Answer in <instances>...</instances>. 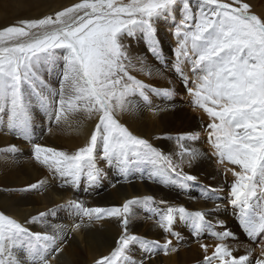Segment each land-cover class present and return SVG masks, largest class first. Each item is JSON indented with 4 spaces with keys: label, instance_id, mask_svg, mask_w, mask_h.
Segmentation results:
<instances>
[{
    "label": "snow or ice",
    "instance_id": "6c2138e0",
    "mask_svg": "<svg viewBox=\"0 0 264 264\" xmlns=\"http://www.w3.org/2000/svg\"><path fill=\"white\" fill-rule=\"evenodd\" d=\"M169 20L176 40L171 71L193 111L207 121L201 124L202 131L167 135L176 142L175 153L158 149L123 122L125 116L135 117L144 109L159 117L175 108L170 103L175 86L155 87L133 75L132 71L148 77L164 73L146 58L132 56L131 44L125 43L142 36L147 51L159 60L163 49L157 25ZM61 53L62 76L59 87L52 88L42 73ZM168 83L173 84L171 79ZM154 97L164 100L165 106L154 105ZM37 108L54 115L58 127L74 132L85 121H94L86 143L71 152L32 143ZM0 133L30 144V162L46 168L62 188L76 190L81 180L94 186L104 175L98 161H104L125 181L143 167L139 179L187 191L199 178L185 168L206 158L195 146L202 133L218 174L224 177L219 187L201 185L200 198L205 201L214 193L224 195H216L211 208L199 210L153 195L132 196L104 207L69 199L23 222L0 210V264H53L73 233L105 220L115 221L120 232L107 254L92 264H151L161 252L177 253L172 238L182 239L178 223L194 237L207 232L216 241L199 244L203 264H264V239L256 247L228 243L239 241L237 231L252 243L264 237V13L258 14L248 0H77L0 27ZM20 152L10 144L0 148V159L18 164ZM45 186L46 181L39 180L0 191L32 193ZM228 207L237 231L219 218ZM64 208L73 209L79 222L70 229L47 223V216ZM137 208L163 233V242L129 230ZM33 224H42L44 230L33 231ZM241 248L243 254H237ZM135 249L142 253L138 260Z\"/></svg>",
    "mask_w": 264,
    "mask_h": 264
},
{
    "label": "rangeland",
    "instance_id": "374dc122",
    "mask_svg": "<svg viewBox=\"0 0 264 264\" xmlns=\"http://www.w3.org/2000/svg\"><path fill=\"white\" fill-rule=\"evenodd\" d=\"M34 1L35 0H0V8L2 9V10L0 9V27L12 24L19 19L36 18V17L42 16L45 14H49L55 10H59L60 8H62L64 6H68L71 3L77 2V0H55V1L54 0H36L35 2ZM248 2L253 4L254 10H256V12H258V14L261 13L258 9L260 7L264 6V0H248ZM18 11H19V13H18ZM28 11H30V13ZM164 23H160L157 25V27H158L157 37L160 41V47L163 49L161 57L159 60L154 58L147 51V44L144 41L142 36H137V37L132 38L130 40L129 39L125 40V43L131 44L130 54L132 56L139 55V56L146 58L147 63L149 65H151L155 69H160L164 73L163 77L156 76V75L148 77V76L143 75L139 71H132L133 75L137 76V78L142 79L146 83L151 84L155 87L163 88V87H171L174 85L176 88V95L173 98H171V104H174L175 108L173 110L169 111V113L167 114V117L166 116H159L158 118L156 117V119L150 118L149 117L150 113L147 111V109H144L145 111L143 110L141 113L137 114L136 117L125 116L123 118V122H125L127 124V126L130 128V130L133 132L135 131L134 133L137 135H140V136H143V135H141L140 131L137 129L138 125L140 124L139 126L142 127V128L141 127L140 128L143 130V133H144V131L146 132V130L150 131L153 129V122L155 120H157V121L160 120V121H164V122H168L170 120H173V121L178 122V121H180L181 118L182 119L184 118L183 123H185L186 121L190 120L191 118H195V119L203 121L204 123L207 122L206 117L203 120L201 119V117L203 115L201 112L193 111L192 107L190 106V99L188 97V94L184 90V88L181 85L177 76H175L173 74V72L171 71V62L174 59L173 54L171 52V49L175 48L176 40H175V37L171 33L172 27H169L167 29V31H165L163 29L165 27ZM163 40H164V42H163ZM62 56H63V53L59 54L55 63L53 65H51L50 67H48L46 70H44L42 73L45 81L52 88H58L59 87V81H60L61 76H62V67H63ZM137 67H139V65H137ZM185 71L187 73L188 69L186 68ZM169 79L172 80V82H173L172 85H170L168 83ZM161 102L163 104L166 103L162 99H161ZM179 109H182L183 113L186 115L185 117H183L182 115L179 116V118L176 117L177 114L174 112L179 110ZM139 117H140V119H139ZM128 122H130V123H128ZM92 127H94V121H85L84 127L79 132L71 131L67 126H64V125L58 127L55 123L54 115H50L49 112H45L43 109L37 108L35 113H34V117H33V125H32V137H33V139L31 142L32 143H41L44 145H50L51 147H54V145H55L56 148H58L59 150L71 152V151L75 150V148L80 147L84 143H86L87 137L90 134V130ZM48 129H51L52 131L49 132ZM201 131H202V129H201ZM49 135H51L54 140L47 141V138H49ZM143 138H145V137L143 136ZM153 142H150V143H152L158 149H161L163 151L165 150L162 148L163 147V146H161L162 144L161 145L158 144L156 140ZM10 144L17 145L18 148L21 150V152L16 156V159L19 161V163L18 164H12V163L10 164L9 162H6L5 160L0 159V189L19 188V187L26 186L27 184H30V183H35L39 180H44V178H45L44 181H46L47 186L51 185L52 183L57 184V185H59V183H61V181H59V182L57 181L58 179H54L52 174L49 173V171L46 168L37 166L33 162L32 163L30 162V152H31L30 144H28L24 141L15 139L11 136H6L3 133H0V148L7 147ZM201 144H203V145H201L199 148L204 153H207L206 158L199 161L197 163L198 165H195L196 167L194 166L192 169L185 168L186 171H190L194 175L196 174L199 178L198 182L195 185H193L192 187H190L189 190H187V191L178 192L176 190L164 188L161 185L152 183V182L148 181L147 179H145V180L139 179L140 171H144L143 167L140 169V171H136V172H134V174L129 175L127 181H125V179L120 175L119 171L117 170V168L115 166H109L107 164V162L98 161L99 167L101 169L103 168V170L106 167L108 173H110L112 175V176H110L111 177L110 180H113V181L111 183H109V185H108V183H106V181L104 179V177H106V175L104 174L101 177V180L97 184H95L94 186H91V187L87 185L85 180H81L80 186L76 190H73L70 187H63V188L58 187V189L63 190L62 194L60 196H58V199H60V201L53 203L51 208L53 206L60 205V203L61 204L65 203L70 198L80 200L82 198V194L86 190L91 189V191L95 192V189H97L99 187V185H100V189H101L100 192H98V194L96 193V194L91 195V198L93 200V206H91V207H96L97 204H100L99 206H101V207L112 206V205H103V203H102L103 199H105V200L107 199L106 192L107 191H111V193L113 192L112 191V185L113 184L116 185V187H114L113 198H114V201H118L119 195L121 193H124L125 189L124 188L120 189L117 187V185L118 186H125L124 184L126 183L128 186L131 187V185L135 184V181L138 180L139 182L146 181L145 183H147V188L150 187L147 190H145L147 192L145 195L154 194V195L158 196L157 199L163 198V199L169 200L170 202L174 200L173 202L183 204L185 207H187L189 209L190 201L191 200L195 201V199L199 198L201 190H202L201 185H211L213 188H216V187H219L221 185V182L224 180L223 175L218 174V166L216 163V158L211 156V149L209 148V145L206 142V137L203 133H202ZM171 149L166 150V152L167 153L168 152L174 153L175 150L177 151V149H175V150L174 149L171 150ZM8 159L10 160L11 157H9ZM30 164L33 165V167L40 169L41 173H36V172L34 173V171L29 168ZM27 165H28V167H27ZM219 171L222 172V168ZM144 174L147 175V172L145 171ZM228 180H229V182L231 181L230 175L228 177ZM96 186H98V187L96 188ZM132 187H134V186H132ZM149 189H150V191H149ZM49 192H50V190L39 192L40 198L46 203H51V197H50ZM66 194L68 195V197L66 199H62V197ZM216 195H224V193L212 194L213 199L210 200L211 202L208 200V202L211 203V206L209 205L210 208L213 206L214 197ZM132 196H138V193H134L131 195V197ZM31 197L32 198L34 197L32 193H16V192L0 191V210L5 211L9 215H15L14 217L17 216L16 218L21 220V222H23L26 218H29L28 216L31 217V215L34 214L31 212L30 205H29V201L31 200ZM182 197H185V198L183 199ZM193 197H195V198H193ZM124 199H126V198H124ZM15 201H17V202H15ZM24 202H26V203H24ZM216 202L226 204V201H216ZM114 205H117V204L114 203ZM85 206L90 207L89 205H86V204H85ZM207 207L208 206H206L204 208H207ZM199 209L200 208H198V210ZM189 210H196V209H189ZM12 212L13 213L17 212L18 214L17 213L13 214ZM19 212H21V213H19ZM144 212L145 211L137 208L136 209V216L131 222L139 219L140 216L142 218L143 217L142 213H144ZM139 213H141V215ZM51 218H55L57 222L59 221V223H61V221H62L63 222L62 225H64V227L68 228V229H70L71 224H75V223L79 222V220H80V217L71 208L58 209L57 213L51 214L45 219H46V221H53ZM219 218L227 219L229 221V226L233 229V231H237V229L235 227V222L232 219L231 207H228L226 211L221 210ZM106 221H108V220H105L103 222V224L106 223ZM69 222H71V223H69ZM111 222H114V226H109V228L107 227V225L106 226H98L97 225L98 227H96V224H94L93 226H91L87 229L81 230L82 233L86 232V236H84L85 242H83L81 245H79V243H77L75 241V239H74L75 237L73 238L74 234H72L69 237V243L65 247L63 254L60 255L58 257V259L56 261H54L53 264H81V263L92 264V260L96 257H99L101 254V252L100 253L98 252L99 248H103L105 250L101 255L107 254V252L109 251L110 247L113 244L114 239L118 236V234L120 232V228H119L118 224L115 221H110V223ZM67 223H69V224H67ZM179 225L182 228L186 229L188 231L190 237L193 239L192 242H188L189 244L188 243L186 244V243H183L182 239L179 242H177L175 240V238H172L173 244L176 245V247L178 248V251L179 250H181V251L185 250L187 252V257L184 258V261L182 262V264H203L204 252L200 249L199 243L203 242L205 244L209 243V245H211V244H214L216 241L207 232L202 234L201 237H199V238L194 237L191 235L190 230L187 227H185L182 224H179ZM30 227L32 228L33 231L44 230L42 227V224L40 226L33 224V225H30ZM181 227H180V229H181ZM115 228H116V230H115ZM180 229L176 228L177 231H179ZM104 231H106V232H104ZM131 232H134V230H131ZM160 233H161L160 234V241L163 242L164 235L162 232H160ZM136 234L141 235L140 232L136 233ZM237 234L240 237L239 241L229 240L228 243L233 244V245L238 244V243H248V244H251L252 247H256L260 243V240L264 239V237H261L255 243H252L250 240H248L246 238V236L243 233L237 231ZM145 237L148 238V236H145ZM149 237L151 238V235H149ZM150 238H148V239H150ZM76 239H78V238L76 237ZM153 239H155V238H153ZM157 240H159V237ZM87 242H90L91 245H93L95 247L98 246L96 248V251L92 250L88 246ZM195 244H196V246H195ZM75 246H77V247H75ZM188 250L190 253L188 252ZM209 251L211 252V249H209ZM71 252H76L77 254L72 255ZM82 253L84 255L83 261H81V260L76 261L77 255L82 254ZM237 254H243V249L241 248ZM93 256H96V257H93ZM163 256H165V255L161 252L158 256L155 257V258H158V264H164L163 259H162V258H164ZM191 257H194V258H191ZM87 258H89V259H87ZM165 264H167V263H165Z\"/></svg>",
    "mask_w": 264,
    "mask_h": 264
},
{
    "label": "bare ground",
    "instance_id": "6f19581e",
    "mask_svg": "<svg viewBox=\"0 0 264 264\" xmlns=\"http://www.w3.org/2000/svg\"><path fill=\"white\" fill-rule=\"evenodd\" d=\"M36 1V0H35ZM34 1V2H35ZM55 1V0H54ZM19 3V2H18ZM27 6V5H26ZM35 6V5H34ZM32 7V6H31ZM24 8V7H23ZM1 9V8H0ZM2 10V9H1ZM261 13H264V6L263 7H260L259 9H258ZM256 11V10H255ZM8 12V11H7ZM29 13H30V11H28ZM18 13H19V11H18ZM258 13V12H257ZM179 16H177L176 17V20H177V22H178V20H179ZM164 30L165 31H167V29L169 28V27H174L173 26V24L171 23V21L169 20V21H166L165 23H164ZM162 29V28H161ZM158 35V34H157ZM163 42H164V40H163ZM150 60V59H149ZM165 102V101H164ZM153 103H154V105H159V106H165V104H163L162 102H161V99L160 98H153ZM170 103H171V101H170ZM145 111V110H144ZM169 112H166V113H163V114H161L160 116H166L167 117V114H168ZM174 113H176L177 114V118H179V116H183V117H185L186 115L183 113V111H182V109H179V110H177V111H175ZM191 116V115H190ZM136 117V116H135ZM142 117V116H141ZM149 117L150 118H154V119H156V117H153L151 114L149 115ZM165 117V118H166ZM158 118V117H157ZM176 118V119H177ZM139 119H140V117H139ZM161 119V118H160ZM184 119V118H183ZM183 119L181 118L180 119V121H178V122H176V121H173V120H170V121H168V122H164V121H157V120H155L154 122H153V129L152 130H150V131H147L146 130V132L144 131V133H143V130L141 129L142 127L141 126H139L138 125V127H137V129L140 131V134L141 135H143L146 139H148L150 142H153V141H157V143L158 144H162L161 146H163L162 148L163 149H165L164 150V152H166V150H170L171 148L172 149H177V147H176V142H175V140H168V139H166L165 137L167 136V135H172V136H175V135H177V134H179V133H183V132H190V131H201V124L202 123H204L203 121H201V120H198V119H195V118H191L190 120H188V121H186L185 123H183ZM42 120V119H41ZM129 120V119H128ZM128 123H130V122H128ZM133 124V123H132ZM138 124V123H137ZM83 127H84V125H83ZM82 127V128H83ZM141 127V128H140ZM46 128V127H45ZM144 128V127H143ZM135 132V131H134ZM35 135V134H34ZM142 136V137H143ZM155 137H160V138H155ZM9 139V138H8ZM52 140H54L53 138H52V136L51 135H49V138H47V141H52ZM201 140H202V138H201ZM201 140L200 141H198L197 143H196V147H200L201 145H203V144H201ZM203 142V141H202ZM154 143V142H153ZM204 143V142H203ZM156 144V143H155ZM2 146V145H1ZM23 146V145H22ZM46 146H50V145H46ZM51 147V146H50ZM54 147H56L55 145H54ZM5 148V147H4ZM58 149V148H57ZM171 149V150H172ZM173 150V151H174ZM176 151V150H175ZM175 151H174V153H175ZM167 153V152H166ZM168 153H170V152H168ZM207 154V153H206ZM22 159V158H21ZM3 161V160H2ZM208 161V160H207ZM32 163V162H31ZM11 164V163H10ZM198 165V164H197ZM27 167H28V165H27ZM196 167V166H195ZM29 168L31 169V170H33L34 171V173L36 172V173H41V171H40V169H37L36 167H33V165H29ZM4 169V168H3ZM29 169V170H30ZM103 169V168H102ZM104 174L106 175V177H104V179H105V181H106V183H108V185H109V183H111L113 180H110L111 179V177L110 176H112L110 173H108V171H107V169H106V167H105V169H104ZM136 174V173H135ZM115 175V174H114ZM196 175V174H195ZM209 175V174H208ZM50 177V176H49ZM137 177V176H136ZM44 180H45V178H44ZM58 182H59V180H57ZM57 182V183H58ZM124 182V181H123ZM146 181H143V182H139L138 180H136L135 181V184H132L131 185V187L130 186H128L126 183L124 184L125 186H118L117 185V187L118 188H124L125 189V192L124 193H121L120 195H119V200L118 201H114V198H113V193H114V187H112V193H111V191H107L106 192V194H107V199L105 200V199H103L102 200V203H103V205H114V203L115 204H120V203H122V200L124 199V198H129V197H131V195L132 194H134V193H138V196H142V195H145L147 192L145 191V190H147L148 188H150V187H148L147 188V183H145ZM60 184V183H59ZM99 185V184H98ZM102 186V185H101ZM132 186H134V187H132ZM58 187H59V185H57V184H54V183H52L51 185H46L43 189H40V191L39 190H37V191H33L32 192V194H33V198L31 197V200L29 201V205H30V209H31V212L32 213H34L35 215L36 214H38L39 212H42V211H46L48 208H51V206H52V204L53 203H55V202H59L60 201V199H58V196H60L61 194H62V189H58ZM98 186H96V188H97ZM111 187V186H110ZM109 187V188H110ZM57 188V189H56ZM86 188V187H85ZM104 188V187H103ZM133 188V189H132ZM72 189V188H71ZM94 189V188H93ZM107 189V188H106ZM116 189V188H115ZM46 190H50V192H49V194H50V197H51V203H46V202H44L41 198H40V194H39V192H41V191H46ZM100 185H99V187L97 188V189H95V192H93V191H91V189H88V190H86L83 194H82V198L80 199V200H82L86 205H89L90 207L91 206H93V200H92V198H91V195H93V194H98V192H100ZM91 191V192H90ZM105 191V190H104ZM149 191H150V189H149ZM16 193H19V192H16ZM102 193V192H101ZM100 193V194H101ZM159 194V193H158ZM221 194V193H220ZM31 195V194H30ZM80 195V194H79ZM124 195V196H123ZM153 196H155L156 198L158 197L157 195H154V194H152ZM160 195V194H159ZM11 197V196H10ZM68 197V195L66 194V195H64L63 197H62V199H66ZM160 197V196H159ZM163 197V196H162ZM85 198V199H84ZM116 198V197H115ZM183 199L185 198V197H182ZM193 198H195V197H193ZM30 199V198H29ZM70 199H72V198H70ZM19 200V199H18ZM211 199H209V201H210ZM174 201V200H173ZM173 201H171V202H173ZM15 202H17V201H15ZM211 202V201H210ZM210 202H208V200L207 201H205V200H203V199H201L200 198V196H199V198H197V199H195V201H193V200H191L190 201V203H189V209H196V210H198V208H200V209H203L204 207H206V206H208L207 208H210L209 207V205L211 206V203ZM24 203H26V202H24ZM28 203V202H27ZM61 204V203H60ZM100 204H97L96 206H99ZM95 206V205H94ZM29 210V209H28ZM140 211V210H139ZM30 212V211H29ZM13 213V212H12ZM14 213H17V212H14ZM13 213V214H14ZM19 213H21V212H19ZM18 214V213H17ZM33 214V215H34ZM140 215H141V213H139ZM143 214V217L141 218V216H140V218L139 219H137V220H135V221H133V222H131L130 223V225H129V230L131 231V230H134V233H139L140 232V234L141 235H143V236H148V238H150L149 237V235H151V238L150 239H153V238H155V239H158V237H159V240H160V230H158V229H156L154 226H153V224H152V222L151 221H149V220H147L145 217L147 216V213L146 212H144V213H142ZM31 215V214H30ZM33 215H31V216H33ZM138 215V214H137ZM13 216H15V215H13ZM17 217V216H16ZM29 218H30V216H28ZM48 217V216H47ZM46 217V218H47ZM138 217V216H137ZM24 219V218H23ZM22 219V220H23ZM53 221H47V223H50V224H58V225H62V221H61V223H59V221L57 222L56 221V219L55 218H51ZM64 219V218H63ZM69 223H71V222H69ZM69 223H67V224H69ZM65 224V223H64ZM35 225H38V226H40L41 224H35ZM73 224H71V226H72ZM106 226L107 225V227L109 228V226H114V222H111L110 223V221L108 220V221H106V223H102V225L101 224H96V227H98V226ZM62 226H64V225H62ZM69 226V225H68ZM71 226H70V228H71ZM180 225L179 224H177L176 225V228H179L180 229ZM36 228V227H35ZM87 229V228H86ZM115 230H116V228H115ZM178 230V229H177ZM104 232H106V231H104ZM179 232H180V234H181V237H182V240H183V243H188V242H192L193 241V239L190 237V235H189V233H188V231L186 230V229H184V228H182L181 227V229L179 230ZM96 233V232H95ZM74 235H73V238L75 239V241L77 242V243H79V245H81L83 242H85L84 241V236H86V232H84V233H82L81 231L80 232H78V233H73ZM112 234V233H111ZM98 235V234H97ZM76 237L78 238V239H76ZM100 237V236H99ZM89 238V237H88ZM114 239V238H113ZM99 240V239H98ZM163 240H164V238H163ZM74 241V242H75ZM93 241V240H92ZM72 242V241H71ZM85 244V243H84ZM87 244H88V246L92 249V250H95L96 251V248L98 247H95V246H93V245H91V243L90 242H87ZM189 244V243H188ZM200 244V243H199ZM209 244V243H208ZM86 245V244H85ZM183 245V244H182ZM102 246V245H101ZM105 246V245H104ZM174 246H176L175 244H174ZM195 246H196V244H195ZM75 247H77V246H75ZM79 247V246H78ZM107 247V246H106ZM68 248V247H67ZM85 249V248H84ZM106 249V248H105ZM82 250V249H81ZM89 250V249H88ZM98 250V249H97ZM190 250V249H189ZM189 250H188V252H189ZM105 250L103 249V248H99V250H98V252L100 253L101 252V254L104 252ZM86 252V251H85ZM210 252V251H209ZM106 253V252H105ZM190 253V252H189ZM188 253V254H189ZM71 254L72 255H75V254H77L76 252H71ZM86 254V253H85ZM100 254V255H101ZM134 256H135V258L138 260V259H140L141 258V256H142V253L138 250V249H135L134 250ZM191 255V254H190ZM88 257V256H87ZM90 257V256H89ZM93 257H96V256H93ZM164 258H162L163 259V262H164V264L165 263H167V264H182V262L184 261V258L185 257H187V252L184 250V251H181V250H179L177 253H170L169 255H167V256H163ZM83 258H84V255H83V253L82 254H78L77 255V258H76V261H79V260H81V261H83ZM86 258V257H85ZM96 258H98V257H96ZM191 258H194V257H191ZM87 259H89V258H87ZM86 259V260H87ZM72 260V259H71ZM161 260V259H160ZM159 260V261H160ZM90 261V260H89ZM88 261V262H89ZM191 261V260H190ZM197 261V260H196ZM86 262V261H85ZM54 263V262H53ZM74 263V262H73ZM81 264H83V263H81ZM151 264H158V258H153L152 259V261H151Z\"/></svg>",
    "mask_w": 264,
    "mask_h": 264
}]
</instances>
